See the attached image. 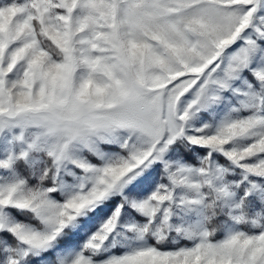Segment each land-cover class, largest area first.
<instances>
[{
  "label": "snow or ice",
  "instance_id": "obj_1",
  "mask_svg": "<svg viewBox=\"0 0 264 264\" xmlns=\"http://www.w3.org/2000/svg\"><path fill=\"white\" fill-rule=\"evenodd\" d=\"M0 264H264V0H0Z\"/></svg>",
  "mask_w": 264,
  "mask_h": 264
}]
</instances>
